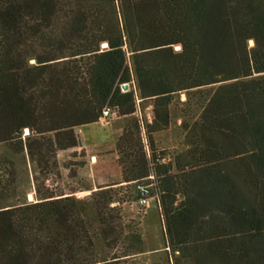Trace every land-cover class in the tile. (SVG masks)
<instances>
[{"label": "trees", "instance_id": "obj_1", "mask_svg": "<svg viewBox=\"0 0 264 264\" xmlns=\"http://www.w3.org/2000/svg\"><path fill=\"white\" fill-rule=\"evenodd\" d=\"M182 91L200 111L161 161L154 133ZM106 107L126 119L116 150L132 194L50 188L58 153ZM0 145V201L17 191L15 157L39 173L36 201L0 204V264H130L143 238L113 202L139 182L155 183L180 258L264 264V0H0Z\"/></svg>", "mask_w": 264, "mask_h": 264}, {"label": "rangeland", "instance_id": "obj_2", "mask_svg": "<svg viewBox=\"0 0 264 264\" xmlns=\"http://www.w3.org/2000/svg\"><path fill=\"white\" fill-rule=\"evenodd\" d=\"M252 44L253 41L251 40L250 45ZM209 89L210 87L203 88L204 91ZM194 95H197L198 97H194ZM199 95L200 94L198 93L193 94V97L189 98L188 92L186 91L176 94L170 107L171 122L169 127L154 133L158 151L165 153V160L171 158L172 153H174L183 140L182 123L184 117L182 114L195 116L199 113V107L202 100ZM136 114L144 122L152 121L154 114L153 102L151 100L142 101V99H138ZM119 116L120 115L118 113V115L109 124H104L102 122H100V124L104 127L114 126L124 128L126 119ZM25 134H27V130H25ZM4 151V146L0 145V156L4 153ZM14 161L18 171L17 191L15 194H11L1 200L0 204L2 206L13 204L17 201V199H26L28 201H36L37 199V184L35 182V178L39 176V173L35 165L30 161L27 155L26 157L17 156ZM161 161H164V159H161ZM59 170L60 175H54L47 181L50 188L56 189L57 192H72L76 190L75 195L78 198L91 196L93 190H91V192L82 193L84 192V189H88V187L91 186L88 177L82 176L69 178L61 173L62 171L60 166ZM151 178H153V176H151ZM143 183L150 184L152 188L151 205L147 209V212L139 214L138 206L135 202L136 199H131L130 195L126 196V201L119 203V206L123 211L125 222L135 227L141 233L143 238V252L137 254L130 264H194L189 259L180 258L179 252H174L168 246L166 224L159 203V193L155 188L154 182ZM119 186L120 185L114 186L117 191H121L117 198L124 197L128 193H131L129 192L131 185H127L129 186V190L127 187L121 188ZM119 201V199H116L113 204L115 205V203Z\"/></svg>", "mask_w": 264, "mask_h": 264}, {"label": "crops", "instance_id": "obj_3", "mask_svg": "<svg viewBox=\"0 0 264 264\" xmlns=\"http://www.w3.org/2000/svg\"><path fill=\"white\" fill-rule=\"evenodd\" d=\"M76 131L80 144L58 153L61 173L69 178L88 177L91 186L82 193L103 185H125L116 150V140L123 127H104L95 121L80 125Z\"/></svg>", "mask_w": 264, "mask_h": 264}, {"label": "built area", "instance_id": "obj_4", "mask_svg": "<svg viewBox=\"0 0 264 264\" xmlns=\"http://www.w3.org/2000/svg\"><path fill=\"white\" fill-rule=\"evenodd\" d=\"M117 115L118 112L116 109L106 107L104 108L98 120L104 124H109ZM136 188L138 191V197L135 202L138 206V213L144 214L145 212H147V209L151 205L152 188L150 184H146L142 182H139ZM117 204H119V202L115 203V205Z\"/></svg>", "mask_w": 264, "mask_h": 264}, {"label": "water", "instance_id": "obj_5", "mask_svg": "<svg viewBox=\"0 0 264 264\" xmlns=\"http://www.w3.org/2000/svg\"><path fill=\"white\" fill-rule=\"evenodd\" d=\"M253 44H254V43H253ZM253 44H252V45H253ZM103 47H107V44H104ZM121 88H122L123 91H128V90H130V85H129V83H124V84L121 85ZM29 132H30V130L27 129V134H28Z\"/></svg>", "mask_w": 264, "mask_h": 264}, {"label": "bare ground", "instance_id": "obj_6", "mask_svg": "<svg viewBox=\"0 0 264 264\" xmlns=\"http://www.w3.org/2000/svg\"><path fill=\"white\" fill-rule=\"evenodd\" d=\"M27 130V129H26Z\"/></svg>", "mask_w": 264, "mask_h": 264}]
</instances>
